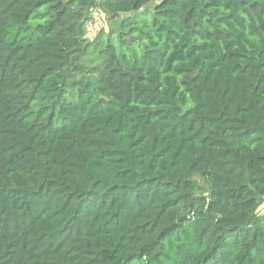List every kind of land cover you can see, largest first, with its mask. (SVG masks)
I'll list each match as a JSON object with an SVG mask.
<instances>
[{"label":"trees","instance_id":"obj_1","mask_svg":"<svg viewBox=\"0 0 264 264\" xmlns=\"http://www.w3.org/2000/svg\"><path fill=\"white\" fill-rule=\"evenodd\" d=\"M263 199L264 0H0V264H264Z\"/></svg>","mask_w":264,"mask_h":264},{"label":"rangeland","instance_id":"obj_2","mask_svg":"<svg viewBox=\"0 0 264 264\" xmlns=\"http://www.w3.org/2000/svg\"><path fill=\"white\" fill-rule=\"evenodd\" d=\"M152 6L153 5H149L148 8L151 9ZM124 17L125 15H119L118 18L123 19ZM111 25L112 24H109L103 13L99 14L98 11L94 10L84 21V37L87 40H92L97 34H99V32H107ZM112 27L115 28L116 24H114ZM193 181L196 183L197 186L195 193L206 197V187L202 183V181L198 177H194ZM257 212L259 215H264V199L261 201Z\"/></svg>","mask_w":264,"mask_h":264},{"label":"built area","instance_id":"obj_3","mask_svg":"<svg viewBox=\"0 0 264 264\" xmlns=\"http://www.w3.org/2000/svg\"><path fill=\"white\" fill-rule=\"evenodd\" d=\"M96 11H98V13H99V14H102V12H101V11H99V10H96ZM92 12H93V11H92ZM92 12H91V13H92ZM91 13H90V14H91Z\"/></svg>","mask_w":264,"mask_h":264}]
</instances>
